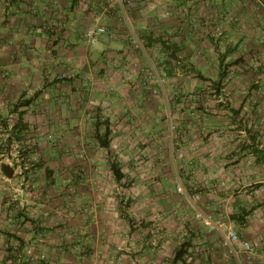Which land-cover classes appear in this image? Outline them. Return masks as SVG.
Wrapping results in <instances>:
<instances>
[{"label": "rangeland", "instance_id": "rangeland-1", "mask_svg": "<svg viewBox=\"0 0 264 264\" xmlns=\"http://www.w3.org/2000/svg\"><path fill=\"white\" fill-rule=\"evenodd\" d=\"M81 1L0 0V264L233 259L224 226L264 220V0Z\"/></svg>", "mask_w": 264, "mask_h": 264}, {"label": "crops", "instance_id": "crops-1", "mask_svg": "<svg viewBox=\"0 0 264 264\" xmlns=\"http://www.w3.org/2000/svg\"><path fill=\"white\" fill-rule=\"evenodd\" d=\"M50 4L51 6L53 5L55 6V12L59 11L61 12V14L66 13V16H68V20H70L72 23L77 22V20L80 21L81 23L82 21H85L86 19H88L86 15L82 14L80 10L83 7V2L81 0H52ZM7 5H9L8 7L10 11L16 8L24 9V11L19 10L21 14H24V12L28 11L27 10L28 6H33V8L39 9L42 5V2H39V0H8ZM144 5L145 3H141V0H132V3L130 6L134 12L139 13V12H142L141 10ZM65 9H68V10L66 11ZM104 42L106 43V45H108V43L111 41L105 40ZM112 42L113 43L109 44L107 47L113 46L115 41H112ZM250 202H252V206H256V205L260 207L262 205L264 206V201H256V202L250 201ZM258 211L259 213L257 212H255L254 214L250 213L249 216L246 217L247 220H249L248 221L249 224L246 225L243 230H241L242 232L241 238L243 240L251 242L255 246H259L258 249L256 248L254 253H247L243 251L241 247H238L236 254H234L233 256V259L228 257L227 260L225 259L223 260V262L219 261L220 263L222 264H264V220L261 218L262 211L261 210H258ZM224 229L226 230V232H228L229 230L233 229V226L232 225L224 226ZM172 238L173 237L170 233H165L162 238L163 240L161 241V246L165 248L166 245L171 244V241L169 239H172ZM188 247H192V245L190 244L186 245L184 250L187 251ZM203 250L204 248H198V247L195 248V251L197 253L195 254V258L193 259L196 261H194L193 264L201 263L199 259H203L205 255V251ZM186 251H183L184 257L182 261L180 259L179 260L177 259L176 261H173L172 263L173 264H176V263L177 264H188V262L192 261V258L190 259V261H187L189 253ZM189 252L191 254L192 251L190 250Z\"/></svg>", "mask_w": 264, "mask_h": 264}, {"label": "built area", "instance_id": "built-area-1", "mask_svg": "<svg viewBox=\"0 0 264 264\" xmlns=\"http://www.w3.org/2000/svg\"><path fill=\"white\" fill-rule=\"evenodd\" d=\"M106 35L107 28H105L104 26H95L93 28H90L86 32L85 39L89 45L94 46L100 43V40ZM179 192H183L182 188H179ZM197 217L199 219L202 218L201 220L203 221V223H205L212 229L216 228L214 226V222L212 221V217H202V215H198ZM224 246L234 254H236L238 247H241L243 251L247 253H254L256 250L255 245H253L251 242L243 240L240 234L234 229H231L227 232V235L224 238Z\"/></svg>", "mask_w": 264, "mask_h": 264}, {"label": "trees", "instance_id": "trees-1", "mask_svg": "<svg viewBox=\"0 0 264 264\" xmlns=\"http://www.w3.org/2000/svg\"><path fill=\"white\" fill-rule=\"evenodd\" d=\"M104 146L108 148L109 145L107 143H104ZM116 172H117L118 175H120L119 171H116ZM182 255H184L183 251L178 252V256L179 257L182 256Z\"/></svg>", "mask_w": 264, "mask_h": 264}, {"label": "water", "instance_id": "water-1", "mask_svg": "<svg viewBox=\"0 0 264 264\" xmlns=\"http://www.w3.org/2000/svg\"><path fill=\"white\" fill-rule=\"evenodd\" d=\"M5 172L9 177H12L13 173L11 171H9L8 167H5Z\"/></svg>", "mask_w": 264, "mask_h": 264}]
</instances>
